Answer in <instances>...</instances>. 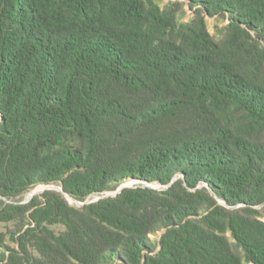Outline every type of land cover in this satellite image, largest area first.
<instances>
[{
	"label": "trees",
	"instance_id": "trees-1",
	"mask_svg": "<svg viewBox=\"0 0 264 264\" xmlns=\"http://www.w3.org/2000/svg\"><path fill=\"white\" fill-rule=\"evenodd\" d=\"M0 223V264H264V0H0Z\"/></svg>",
	"mask_w": 264,
	"mask_h": 264
},
{
	"label": "water",
	"instance_id": "water-1",
	"mask_svg": "<svg viewBox=\"0 0 264 264\" xmlns=\"http://www.w3.org/2000/svg\"><path fill=\"white\" fill-rule=\"evenodd\" d=\"M131 183H134L133 181L132 182H125L123 184H121L115 191H112V192H107L106 194H100V195H94L90 198H88L87 200L85 201H76L75 199H73L71 196L67 195L61 186H57V185H42L40 187H42V190H37V188H34L33 190H31L30 192H28V194H26V198H24L21 202H28L34 195L38 194V193H42L43 191H45L46 189H56L58 191H61L63 192L67 199L72 202L71 200H75L77 202V205H83L85 203H89V202H92V201H95V200H98L99 198H102V197H106V196H114L116 195L117 193L121 192L122 189H124L125 187H131L133 186ZM158 185H155V187H157ZM161 188V187H159Z\"/></svg>",
	"mask_w": 264,
	"mask_h": 264
},
{
	"label": "rangeland",
	"instance_id": "rangeland-1",
	"mask_svg": "<svg viewBox=\"0 0 264 264\" xmlns=\"http://www.w3.org/2000/svg\"><path fill=\"white\" fill-rule=\"evenodd\" d=\"M161 4H164L165 2H167V0H158ZM190 16H191V11H188V13L185 15V17H184V19L185 20H188L189 18H190ZM208 24H209V28H210V31L212 32V33H216L217 32V26L218 27H221V26H223L224 24H225V22H222L221 21V19L220 18H218V17H208ZM128 183V182H127ZM132 185H134L135 183H131ZM40 186H42V185H38L37 187H35V188H38L39 187V189L38 190H42V187H40ZM157 187H160L159 185L157 186ZM41 193V192H40ZM28 194V193H27ZM39 194V193H38ZM24 198H26V195H25V197ZM72 202L71 203H73V204H77V200L75 201V200H71ZM5 227V224H2V223H0V229H3ZM154 237V236H153Z\"/></svg>",
	"mask_w": 264,
	"mask_h": 264
},
{
	"label": "bare ground",
	"instance_id": "bare-ground-1",
	"mask_svg": "<svg viewBox=\"0 0 264 264\" xmlns=\"http://www.w3.org/2000/svg\"><path fill=\"white\" fill-rule=\"evenodd\" d=\"M39 189V187L37 188V190Z\"/></svg>",
	"mask_w": 264,
	"mask_h": 264
}]
</instances>
